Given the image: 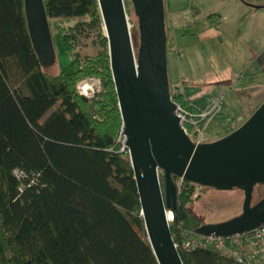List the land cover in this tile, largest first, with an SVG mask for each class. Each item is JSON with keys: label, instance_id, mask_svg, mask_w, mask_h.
<instances>
[{"label": "trees", "instance_id": "1", "mask_svg": "<svg viewBox=\"0 0 264 264\" xmlns=\"http://www.w3.org/2000/svg\"><path fill=\"white\" fill-rule=\"evenodd\" d=\"M44 1L57 53L49 67L34 47L25 0H0V264H159L123 143L99 0ZM166 29L170 52L167 21ZM88 44L95 52L81 51ZM90 77L101 86L87 93L80 83ZM170 88L199 118L202 107L179 84ZM199 185L182 181L170 220L185 264H264L231 260L213 246H184L205 222L190 207Z\"/></svg>", "mask_w": 264, "mask_h": 264}, {"label": "water", "instance_id": "2", "mask_svg": "<svg viewBox=\"0 0 264 264\" xmlns=\"http://www.w3.org/2000/svg\"><path fill=\"white\" fill-rule=\"evenodd\" d=\"M131 2L139 18L138 51L126 0H99L123 118V143L130 153L147 235L159 264H185L170 223L182 180L219 189L239 187L245 194L241 214L204 222L197 233L229 236L264 223V197L252 204L255 186L264 184V101L231 132L211 141H194L170 88L165 0ZM25 11L34 47L42 65L49 67L57 53L45 1L25 0Z\"/></svg>", "mask_w": 264, "mask_h": 264}, {"label": "rangeland", "instance_id": "3", "mask_svg": "<svg viewBox=\"0 0 264 264\" xmlns=\"http://www.w3.org/2000/svg\"><path fill=\"white\" fill-rule=\"evenodd\" d=\"M177 1H182V5L187 6L191 5L193 2L197 3L199 8L202 10L199 9V12L197 13L198 16L195 17L200 21H204L208 25V28L211 26L209 34H216L217 26L215 24L220 20L219 24L231 39L229 41L230 43H227L229 48L226 62L227 66L225 67L227 68L228 72L227 79H225L224 76L222 77V81L227 83H223L218 87L219 95L217 99L221 100V106L213 115L215 121L219 120L220 122L219 124L214 122V125L211 127L212 132H209L210 134L207 133V138L203 140L211 141L225 135L226 133H224L225 131H223V129L227 128L228 131L233 127L237 128L240 126L245 121L244 119H246L247 116H250L253 111L256 110L264 101V57L262 58L259 54H256L259 50H256V48L252 47L255 49V53L253 51L250 53L255 54L254 59H251L250 63L245 66L239 65V63L246 60V57L243 56L242 52H240L239 55V50L237 51V49L239 46H246L247 42L241 37L236 39V35L239 34L237 31L243 28V26H245L248 22V16L243 17L240 15L249 13L252 19L261 22L262 41L260 53L264 51V7L260 9V13L257 12V8L249 7L248 9H243L240 12V15L237 10H234V3H244V5H247L248 7L252 3H264V0H251V3L246 2L249 0H234V2H232V0ZM178 5L180 6L181 4ZM218 9L222 10L223 17L221 14L212 13ZM128 10L133 43L135 50L138 51L141 41L139 18L134 11L133 5L128 4ZM170 15H166V21L168 22V25H170ZM208 17H210V19ZM259 31L260 28L255 27V32ZM180 32L183 33V31ZM218 32L220 33L219 30ZM169 34L171 36V32ZM170 40H172L171 37ZM81 51L83 53H93L95 52V48L93 45L88 44L81 47ZM195 51L196 55L193 56L194 59L198 57L200 52L199 50ZM59 52L62 60L67 62V57L60 46ZM185 65V56L181 55V57H179L176 51L168 52L170 87L176 85L175 83L178 79L180 80V73L185 72L186 70ZM55 67L56 66H52L51 70H55ZM80 86L84 92L91 93V89L99 88L101 86V82L97 77H90L83 80L80 83ZM208 99L212 100L211 98ZM197 190L198 194L200 193V195L195 194L194 200L190 204V207L205 222H219L242 213L245 194L241 188L233 187L230 189H219L212 185H199ZM263 197L264 184H257L254 189L252 204L257 203Z\"/></svg>", "mask_w": 264, "mask_h": 264}, {"label": "crops", "instance_id": "4", "mask_svg": "<svg viewBox=\"0 0 264 264\" xmlns=\"http://www.w3.org/2000/svg\"><path fill=\"white\" fill-rule=\"evenodd\" d=\"M178 4L181 5L179 6ZM234 4V10H237L239 15L243 9H248L249 7L257 8L258 13L264 7V3L262 2L252 3L255 5L250 4L248 7L244 3ZM199 9L202 10L194 2L187 6L182 5V1L165 0L166 15L171 14L169 21L170 37L174 42L170 52L176 51L179 57L183 55L186 58V70L180 73V80L178 79L175 84H179L184 94L192 98L195 104L204 108L217 99L219 95L218 87L223 83H227L222 81V77L224 76L227 79L228 72L227 68H225L227 66L226 62L229 50L227 43H230L231 39L219 24L220 20L216 24L214 23L217 26L216 34H209L211 26L208 28V25L204 21H200L195 17L198 16ZM212 13L221 14L223 17L221 9L215 10ZM240 16H248L247 24L237 31L238 35L235 34L236 39L241 37L247 42L246 46H239L237 49V51L239 50V55L242 52L243 56L246 57V60L239 63V65L245 66L250 63L251 59H254L255 54L250 53L252 51L255 53L254 48L259 50L256 54H259L262 58L264 57V51L260 53L262 41L261 22L252 19L249 13L241 14ZM208 18L210 19V17ZM255 27L260 28V31L255 32ZM180 31H183V33ZM195 50L200 51L196 59L193 57L196 55Z\"/></svg>", "mask_w": 264, "mask_h": 264}, {"label": "built area", "instance_id": "5", "mask_svg": "<svg viewBox=\"0 0 264 264\" xmlns=\"http://www.w3.org/2000/svg\"><path fill=\"white\" fill-rule=\"evenodd\" d=\"M221 106V100L216 99L208 106L199 111V118L192 116L179 103V111L182 120L186 127V123L190 122L193 126L188 129V133L196 142H204L206 139L209 124L214 118V114ZM170 216L173 218V211ZM213 246L220 251L226 253L231 260H255L257 258H264V223L256 227L252 231L245 233H236L229 236L222 235H201L199 237L189 236L184 242V246L189 248L191 246Z\"/></svg>", "mask_w": 264, "mask_h": 264}, {"label": "bare ground", "instance_id": "6", "mask_svg": "<svg viewBox=\"0 0 264 264\" xmlns=\"http://www.w3.org/2000/svg\"><path fill=\"white\" fill-rule=\"evenodd\" d=\"M129 14V13H128Z\"/></svg>", "mask_w": 264, "mask_h": 264}]
</instances>
